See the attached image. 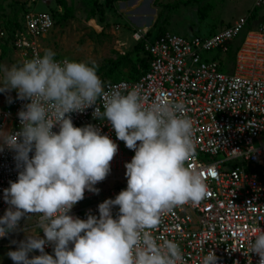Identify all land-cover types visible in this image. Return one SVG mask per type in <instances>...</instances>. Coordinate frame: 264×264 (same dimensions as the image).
Here are the masks:
<instances>
[{"label":"clouds","instance_id":"9594fccd","mask_svg":"<svg viewBox=\"0 0 264 264\" xmlns=\"http://www.w3.org/2000/svg\"><path fill=\"white\" fill-rule=\"evenodd\" d=\"M55 57L46 48L20 63L0 64V93L14 90L17 99L28 101L17 113L19 131L0 130V151H13L19 169L3 190L9 207L0 216V238L31 216H38L35 227L43 232V238L30 231L11 241L17 246L7 256L13 264H186L176 240L154 235L172 209L197 206L209 194L204 177L187 166L195 157V128L185 105L167 98L146 103L135 87L107 93L94 62ZM89 107L93 119L107 121L134 155L124 164L126 188L100 203L98 216L89 211L80 219L72 208L85 191L99 193L95 185L110 174L118 152L99 127L73 125L70 115ZM250 231L245 255L254 253L264 264V230ZM34 251L40 254L30 257ZM217 261L209 249L201 264Z\"/></svg>","mask_w":264,"mask_h":264},{"label":"built area","instance_id":"2783aa9c","mask_svg":"<svg viewBox=\"0 0 264 264\" xmlns=\"http://www.w3.org/2000/svg\"><path fill=\"white\" fill-rule=\"evenodd\" d=\"M253 8L263 10V14L251 29H246L245 17L213 33L191 37L169 31L151 38L146 33H136L135 39L141 42L147 58L144 73L136 79L103 80L107 93H126L135 87L149 104L162 98L183 102L186 115L194 122L195 157L187 166L204 177L209 194L197 206L185 204L172 209L162 217L154 233L176 240L186 264H201L209 249L218 257L217 264L259 261L254 253L245 255V237L252 235L250 229L258 226L264 230V0H254ZM53 25L51 12L27 9L23 29L7 42L22 62L43 53L39 39ZM0 35L7 38L2 30ZM237 40L238 48L229 69L219 56L226 54ZM205 52L213 56L205 57ZM27 102L17 99L16 92L13 94L8 104L0 108V130L19 131L17 113ZM97 105L103 111V100H98ZM92 113L93 108L89 107L83 113H72L70 118L76 127H99L101 134L118 145V152L111 161L110 174L95 185L99 193L85 191L84 199L72 208L70 214L80 219H86L89 211L98 216V205L105 199H114L126 188L124 164L134 155L116 138L107 121L94 120ZM14 155L7 147L0 151V216L9 207L3 190L9 187V181L17 180L19 169ZM117 214L118 206L112 209L113 218ZM28 219L37 223L38 216ZM44 250L54 255L51 245Z\"/></svg>","mask_w":264,"mask_h":264},{"label":"rangeland","instance_id":"374dc122","mask_svg":"<svg viewBox=\"0 0 264 264\" xmlns=\"http://www.w3.org/2000/svg\"><path fill=\"white\" fill-rule=\"evenodd\" d=\"M66 0L71 16L62 19L58 0H0V30L22 25V15L27 9L53 13L55 23L47 34L39 39L42 49H52L56 56L70 60L94 62L97 74L102 78H127L139 73L146 56L142 48H136V33L151 38L159 32L169 31L185 37L213 33L234 20L245 18L249 29L262 20L263 10L253 8L254 0ZM199 12L204 13L200 17ZM143 24H146L143 27ZM246 26V29H247ZM16 27V26H15ZM7 33V32H6ZM239 40V39H238ZM235 41V44L238 43ZM233 51V50H232ZM220 57L231 69L233 52ZM212 57L211 53H204ZM20 57L0 35V64L11 66L20 63ZM111 69V72H109ZM110 73V75H109ZM15 91L0 93V108L11 100ZM36 221H20V229L11 232L0 242V264H13L7 256L16 249L11 241L25 239L30 231H39ZM42 237V231L38 232ZM30 255V254H29ZM51 255V254H49ZM31 257V255H30Z\"/></svg>","mask_w":264,"mask_h":264},{"label":"trees","instance_id":"16d2710c","mask_svg":"<svg viewBox=\"0 0 264 264\" xmlns=\"http://www.w3.org/2000/svg\"><path fill=\"white\" fill-rule=\"evenodd\" d=\"M110 0H106V2H109ZM195 1H197V2H200L201 0H195ZM92 3L93 4H95V5H98L99 7L101 6V3L99 2V0H92ZM58 4L61 6V8H62V14H61V18L62 19H67V18H69L70 16H71V14H72V12H71V8H70V6L67 4V2H66V0H58ZM256 10V9H255ZM257 11V10H256ZM27 12V10L26 11H24V13H23V15H22V21H23V17H24V14ZM53 14V13H52ZM199 16L200 17H203L204 15V13H201V12H199ZM54 23H55V20H54ZM16 26V27H15ZM14 27H10V28H8L7 29V38H6V41H8L12 36H13V34L16 32V31H18V30H22L23 29V22H22V25L18 28V25H15ZM247 29H249L248 28V26H247ZM164 32V31H163ZM160 33H162V32H159L158 34H160ZM244 35V34H243ZM238 45L237 44H235L234 46H231L230 47V49L228 50V52H231L232 50V52H233V57L235 58V51H236V49L238 48L237 47ZM142 48V44H141V42L139 41L138 43H137V45H136V48ZM234 58H233V60H234ZM146 67H147V58H146V61H145V64L140 68V71H139V73H137V74H135L134 76H131V77H127V78H132V79H136V78H138L141 74H143L144 73V71H145V69H146ZM109 72H111V69H109ZM109 75H110V73H109ZM105 79H107V78H102L101 80L103 81V80H105ZM117 79H119V78H117ZM117 79H107V80H117Z\"/></svg>","mask_w":264,"mask_h":264},{"label":"crops","instance_id":"0c3cea01","mask_svg":"<svg viewBox=\"0 0 264 264\" xmlns=\"http://www.w3.org/2000/svg\"><path fill=\"white\" fill-rule=\"evenodd\" d=\"M106 1V0H105ZM100 2V1H99ZM146 26V24H143V27H145Z\"/></svg>","mask_w":264,"mask_h":264}]
</instances>
